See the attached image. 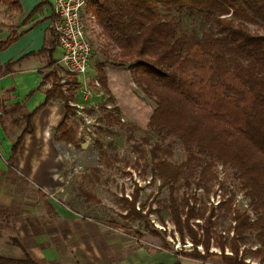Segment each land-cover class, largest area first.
<instances>
[{"label":"trees","instance_id":"16d2710c","mask_svg":"<svg viewBox=\"0 0 264 264\" xmlns=\"http://www.w3.org/2000/svg\"><path fill=\"white\" fill-rule=\"evenodd\" d=\"M0 1L21 10L19 0ZM46 2L42 0V4ZM85 12L96 18L106 40L100 45L101 52L111 55L114 64L127 67L137 87L154 101L148 129L179 141L188 155L185 164L198 157L207 160L198 186L209 191L208 175L216 165H222L234 171L248 200L245 207H237L235 194L224 188L217 208L212 206L206 215V211L176 197L175 183L183 177V170L158 160L154 173L162 179L161 187L169 186L176 232L183 245L186 238L192 243L191 250L174 252L173 264H183L180 257L202 264L215 257L223 264H252L247 261L249 255L264 264V0H86ZM184 12L200 16L191 30L183 28ZM17 39L13 32L0 42V52ZM55 51L56 46L49 50L50 72L44 74L41 84L52 86L36 111L28 113L20 104L7 108L0 101L3 121L11 116L14 124L23 123L10 160L26 136L34 132L36 113L55 100L62 101L65 108L55 139L76 143L70 122L80 83L74 75L75 82L64 90L63 70L53 58ZM105 68V63L97 65V78L109 93ZM9 72L10 66L1 69L0 75ZM116 110L120 111L118 107ZM156 148H152L153 156ZM82 195L87 202L99 201L88 191ZM138 198L139 190H135L131 199H124L129 207L127 215L146 220L148 213L136 207ZM219 216L230 218L228 234L216 231ZM150 225L146 220L145 228L149 230ZM149 232L161 237L157 229ZM250 239L255 249L248 247ZM160 252L171 249L164 245ZM0 264L41 263L25 253L24 258L0 256Z\"/></svg>","mask_w":264,"mask_h":264},{"label":"rangeland","instance_id":"374dc122","mask_svg":"<svg viewBox=\"0 0 264 264\" xmlns=\"http://www.w3.org/2000/svg\"><path fill=\"white\" fill-rule=\"evenodd\" d=\"M14 11L16 10L0 1L1 19L13 21L10 13L13 14ZM90 16L84 13V19L87 22ZM199 19V15L184 12L183 28L191 30ZM251 28L256 30L255 26L251 25ZM89 36L94 46L92 60L96 65L90 68V73L96 72L97 64L100 63H105V69L122 71L127 76L125 88L122 87L123 82L119 84L116 81L118 83L112 85L114 90H119L117 92L121 93L122 97L117 92H106L101 85H96L93 79L89 81L86 76L80 77L81 83L77 89L75 101L72 103L75 105V110L70 122L76 143L58 142L55 138L44 142V147L49 151L48 159L54 157L51 155L52 150L58 156V164L55 160L49 162L51 164L49 167L59 166L57 172H54V177L59 174L62 182L53 184V188L42 189V193H39L38 188L25 189V195L37 199V202L32 205V207L37 206L33 209L35 212L47 213L43 200L50 198L62 215H70L73 219L76 218L80 223L82 222L80 226H75L73 229L75 233L80 232L76 234L80 240L72 238V242L76 244L89 241L97 244L103 259L101 264L136 250H144L145 253L155 256L164 245H168L171 252H161L162 262L171 264L176 261L174 252L181 249L191 250L192 243L186 238V245H183L176 232L169 208V186L161 187L162 179L154 173V166L158 160L171 162L183 170V177L175 183L176 197L179 202L188 201L201 212L206 211V215L212 206L217 208L221 190L224 188H227L231 194H235L237 207H245L248 200L240 189V183L235 178L234 171L222 165H216L212 173L208 175L206 183L209 191L197 185L196 182L207 160L198 157L185 164L188 155L179 141L164 138L148 129V123L155 108L154 101L146 97L137 87L127 67L114 64L111 55L107 56L101 52L103 48L100 45L106 43L101 31L98 28L91 29ZM56 58H61L59 49L56 51ZM60 67L63 70L61 84L66 90L75 82L74 75L61 65ZM48 71L50 72V70L46 72ZM49 85L52 86L51 83ZM60 103L64 106V103ZM116 107L120 111H117ZM155 146H157L156 156H153L152 148ZM15 170L17 174L24 177V181L28 179L26 169L20 170L15 167ZM30 182L36 186L40 181ZM135 190H139L137 209L142 210L144 214L148 213L146 220L151 223L149 230L157 229L161 237L154 236L145 228L146 220L127 215L129 207L124 199L126 197L131 199ZM82 191L96 195L99 201L87 202ZM218 220L216 231L222 233L226 231L228 234L232 225L230 218L219 216ZM192 222H200V220H192ZM248 247L256 248L252 239L249 240ZM199 249L203 251L201 246ZM211 250L219 252V249L215 247ZM76 255L75 259L81 260V264L97 263L88 262V258L81 253ZM179 260L183 264H202L181 257ZM247 261L260 264L258 258L250 255ZM206 264L223 263L220 258L215 257Z\"/></svg>","mask_w":264,"mask_h":264},{"label":"crops","instance_id":"0c3cea01","mask_svg":"<svg viewBox=\"0 0 264 264\" xmlns=\"http://www.w3.org/2000/svg\"><path fill=\"white\" fill-rule=\"evenodd\" d=\"M19 2L21 10L10 13L13 21L0 18V42L6 41L13 32L18 34V39L0 52V70L8 66L11 68L8 74L0 75V101L7 108L20 104L23 110L32 113L45 102L46 91L50 88L49 83L41 86L47 71L49 50L56 46V51L59 49L61 56L62 51L57 45L52 28L55 0H47L44 4L42 0ZM56 51L53 58L60 64L61 58H56ZM92 66H96L93 60L90 68ZM105 71L110 91L117 92L118 89L115 91L112 85L118 82H123L122 87L125 88L127 76L122 71ZM96 72L91 74L89 69L86 77L89 81L93 79L94 83L100 86ZM78 81L81 83L80 78ZM119 96L122 97L121 93ZM60 102L62 101H52L36 113L33 120L34 132L26 136L12 160V147L23 129V123L14 124L11 116L3 121L0 110V256L24 258L25 253H28L41 264H81V260L75 259L76 253H81L88 258V262L101 264L103 259L97 244L89 241L76 244L72 242V238L80 240L76 235L80 232L75 233L73 229L82 222L70 215H62L50 198L43 200L47 213L35 212L33 209L37 206L32 205L37 199L25 195V189L38 188L39 193H42V189L53 188V184L62 182L59 174L54 177V172H57L59 166L49 167V162L56 160L58 164L57 154L52 150L51 155L54 157L48 159L49 151L44 147L45 141L54 140L55 130L64 118L65 108ZM15 167L26 169V181L23 176L17 174ZM30 181L40 182L34 186ZM161 256L160 251L158 255L151 256L144 250H136L130 254L125 253L122 257H115V260L103 262L166 264L162 262ZM173 263L175 261L171 264Z\"/></svg>","mask_w":264,"mask_h":264},{"label":"built area","instance_id":"2783aa9c","mask_svg":"<svg viewBox=\"0 0 264 264\" xmlns=\"http://www.w3.org/2000/svg\"><path fill=\"white\" fill-rule=\"evenodd\" d=\"M86 0H55L53 33L62 51L60 64L77 78L88 74L94 54L89 36L91 29L98 28L96 18L84 19ZM96 85H99L96 83Z\"/></svg>","mask_w":264,"mask_h":264}]
</instances>
